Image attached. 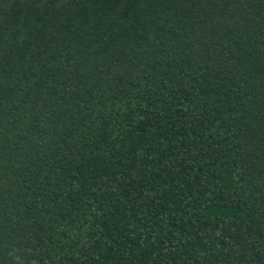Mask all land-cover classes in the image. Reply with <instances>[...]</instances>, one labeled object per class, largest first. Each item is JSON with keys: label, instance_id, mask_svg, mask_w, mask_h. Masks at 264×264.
Segmentation results:
<instances>
[{"label": "trees", "instance_id": "16d2710c", "mask_svg": "<svg viewBox=\"0 0 264 264\" xmlns=\"http://www.w3.org/2000/svg\"><path fill=\"white\" fill-rule=\"evenodd\" d=\"M0 264H264V0H0Z\"/></svg>", "mask_w": 264, "mask_h": 264}]
</instances>
